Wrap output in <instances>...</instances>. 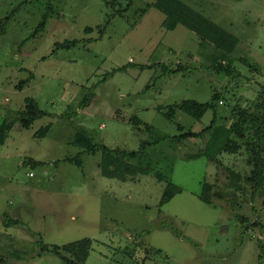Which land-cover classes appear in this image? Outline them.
Instances as JSON below:
<instances>
[{
	"label": "rangeland",
	"instance_id": "1",
	"mask_svg": "<svg viewBox=\"0 0 264 264\" xmlns=\"http://www.w3.org/2000/svg\"><path fill=\"white\" fill-rule=\"evenodd\" d=\"M154 1L0 0V127L10 125L0 144V264H66L53 252L40 255L39 241L52 248L85 238L93 242L85 264H258L260 255L264 264V187L228 178L229 170L249 175L245 148L222 153L217 164L186 157L208 135L170 139L180 125L199 132L211 124L212 111L195 119L178 106L184 100L207 102L226 90L216 125L231 126L232 110L257 99L264 0H182L238 37V81L209 70L213 45L182 24L169 29L166 16L148 8ZM179 67L185 71L167 73ZM91 91L92 103L80 108ZM30 97L50 115L27 129L20 119ZM78 127L110 148L151 142L144 160L132 162L149 172L107 177L101 151L84 154L81 166L66 161L82 151L70 143ZM169 183L181 192L161 206ZM205 183L212 205L200 198Z\"/></svg>",
	"mask_w": 264,
	"mask_h": 264
},
{
	"label": "trees",
	"instance_id": "2",
	"mask_svg": "<svg viewBox=\"0 0 264 264\" xmlns=\"http://www.w3.org/2000/svg\"><path fill=\"white\" fill-rule=\"evenodd\" d=\"M147 6L149 9L156 8L165 14L166 18L164 24H166L169 29H175L179 24H182L196 32L201 37L203 43L207 41L213 45V51L218 55L216 57L214 56L215 61L210 66L209 70L217 74L223 72L233 81L241 80V73L234 65V60L231 59V55L234 53L239 43L237 36L215 25L211 20L185 4L182 0H155L154 2L148 3ZM7 19H10V17ZM45 23L44 20L41 26H44ZM77 43L78 41L57 43V48H69ZM243 62L254 70L258 69V67L247 58H245ZM149 67H152V65H149ZM180 71L185 70H182V68L179 67L178 69L168 70L167 73ZM32 77L33 75L31 74L28 79L22 81L20 87L26 85ZM225 91L215 90L211 99L207 102L184 100L178 104L181 110L198 120H201L208 111H212V120L209 126L199 132L184 131L183 127L180 125L179 129L182 133L171 137L170 139L176 144H179L186 139H203L208 135L209 137L204 147L195 154H187L186 157L193 159L206 156L210 161L217 164L221 163L219 156L222 153H236L242 148H245L249 155L247 163L251 167L249 175L243 178L241 173L229 170L230 174L228 175V178L234 186L244 179L246 183L252 186L254 191H257L264 187V84H260L258 97L249 108L236 107L232 110L231 113L234 120L231 126H226L225 124L216 125L221 116L219 106L221 105V102L222 104L224 103V98H226ZM94 97L95 93L91 91V93L87 94L81 101L80 108H85L92 103ZM48 115H50L49 112L41 109L38 102L30 97L27 99L23 117L20 119L21 124L24 128L28 129L36 120ZM130 122H133L138 126L144 124L140 118L136 116L131 117ZM147 127L150 128V125H147ZM50 129L51 124H48L42 127L36 135L44 137ZM9 130L10 125L4 122L0 127V144L5 142ZM73 137L74 139H72L70 143L82 148V151L76 157L67 158L66 161L74 162L81 166V157L84 154H96L101 151L103 156L99 167L101 168L102 174L107 177H118L121 180H126L127 176L135 170L136 166L133 165V161L144 160L147 148L152 145L151 142L145 141L141 144L138 150L134 151L110 148L103 143L96 142L92 135L83 127H78L75 130ZM158 141L159 140L155 142ZM28 162L33 166L44 164L43 162L34 159H30ZM135 172L148 173L149 168L142 166L139 170H136L133 173ZM211 188L212 186L210 184L205 183L200 198L203 202L212 205L213 203L209 198ZM179 192H181V189L178 186L169 183L164 191L160 205L163 206L166 204ZM244 220L245 218L242 221ZM14 221L15 223L19 222L18 220ZM257 223L258 222H254L252 225L257 226ZM39 244L40 255L50 251L59 256L66 264H85L90 255L93 242L90 238H85L64 246H54L52 248L45 245L42 240L39 241ZM259 245L264 252V244L260 242ZM262 260L263 255H260L258 264H261Z\"/></svg>",
	"mask_w": 264,
	"mask_h": 264
},
{
	"label": "crops",
	"instance_id": "3",
	"mask_svg": "<svg viewBox=\"0 0 264 264\" xmlns=\"http://www.w3.org/2000/svg\"><path fill=\"white\" fill-rule=\"evenodd\" d=\"M165 15V14H164ZM165 21V20H164ZM89 258V257H88ZM88 260V259H87Z\"/></svg>",
	"mask_w": 264,
	"mask_h": 264
},
{
	"label": "built area",
	"instance_id": "4",
	"mask_svg": "<svg viewBox=\"0 0 264 264\" xmlns=\"http://www.w3.org/2000/svg\"><path fill=\"white\" fill-rule=\"evenodd\" d=\"M30 175H32V173Z\"/></svg>",
	"mask_w": 264,
	"mask_h": 264
}]
</instances>
